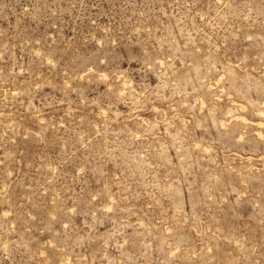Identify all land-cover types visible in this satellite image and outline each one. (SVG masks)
I'll return each instance as SVG.
<instances>
[{
	"label": "rangeland",
	"instance_id": "obj_1",
	"mask_svg": "<svg viewBox=\"0 0 264 264\" xmlns=\"http://www.w3.org/2000/svg\"><path fill=\"white\" fill-rule=\"evenodd\" d=\"M0 264H264V0H0Z\"/></svg>",
	"mask_w": 264,
	"mask_h": 264
}]
</instances>
